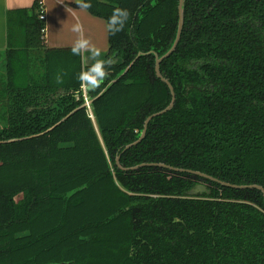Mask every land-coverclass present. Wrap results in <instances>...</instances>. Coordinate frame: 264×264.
Segmentation results:
<instances>
[{
    "label": "trees",
    "instance_id": "obj_1",
    "mask_svg": "<svg viewBox=\"0 0 264 264\" xmlns=\"http://www.w3.org/2000/svg\"><path fill=\"white\" fill-rule=\"evenodd\" d=\"M108 63L47 47L41 5L0 52V264H264V0H83ZM126 13L127 15H120ZM113 83L91 107L77 109ZM120 59V61H115ZM47 131V132H46ZM43 132V133H42ZM16 139L14 141H9ZM205 181L211 195L187 197ZM19 197V198H17Z\"/></svg>",
    "mask_w": 264,
    "mask_h": 264
},
{
    "label": "crops",
    "instance_id": "obj_2",
    "mask_svg": "<svg viewBox=\"0 0 264 264\" xmlns=\"http://www.w3.org/2000/svg\"><path fill=\"white\" fill-rule=\"evenodd\" d=\"M40 2L46 11L44 42L47 47H80L83 67L108 63L110 26L79 4L83 0H0V52L9 45L8 14L32 9ZM86 88L84 85L83 88Z\"/></svg>",
    "mask_w": 264,
    "mask_h": 264
},
{
    "label": "water",
    "instance_id": "obj_3",
    "mask_svg": "<svg viewBox=\"0 0 264 264\" xmlns=\"http://www.w3.org/2000/svg\"><path fill=\"white\" fill-rule=\"evenodd\" d=\"M184 2H185V0H179V5H178V10H179L178 30H177L176 38L174 40L173 45L162 56H159L157 53H155V55H156V65H155L156 74L158 75V77H160L164 82H166L168 84V86L170 88V91H171V94H172V97H173L172 98V101H171V103L165 109H163V110H161L159 112H156V113L150 115L146 119L144 128H143V130H142L139 138L136 141L128 144L125 147L124 150H127L130 147H132L134 145H137L139 142H141L142 139L146 135L147 128H148V124H149L150 120L153 117L157 116V115H160V114H163V113L167 112L175 104L176 93H175V90H174V86L171 84V82L166 77H164L162 75L161 70H160V67H161V63L163 62V60H165L166 58H168L176 50V48H177V46H178V44H179V42L181 40V36H182V33H183V29H184V23H185L184 22ZM142 54H143V52H139V54L137 55V57L135 58V60L133 62H131V64L117 78H115L114 80H112L109 83V85L106 88H104L97 96L89 97L87 100H85V102L79 108H76L75 110H73L72 112H70L68 115H66L64 118H62L59 122H57L55 125H53L52 127H50L47 131L52 130L55 126H57L60 123H62L63 121H65L77 109H80V108H83V107H90L92 105V103L94 102V100L96 98H98L99 96H101L113 83H115L118 79H120L128 71V69L133 65V63L139 58V56H141ZM14 140H16V139H11L9 141H14ZM0 143H2V142H0ZM120 157H121V155H118L117 156L116 162H117L118 167L121 168V169H123V170L137 169V168H139L141 166H145V165L160 166V167H165V168L173 169V170H176V171H182V172L186 171L188 173L196 174V175L201 176L202 178H205V179H209L211 181L218 182V183H220L221 185H224V186H229V187L239 188V189L258 188V189L262 190V192L264 194V187L262 185H259V184H241V185L233 184V183H230V182H227V181L220 180V179H218V178H216L214 176H211V175H209L207 173H204V172H201V171H196V170H191V169H184V168H178V167H174V166H171V165L162 163V162H160V163H142L140 165H136V166H133V167H124L121 164V162H120ZM212 192H213L212 189L207 184H205V183H197L191 189H189L186 192V195H187V197H192L193 198V197L202 196L204 194L211 195Z\"/></svg>",
    "mask_w": 264,
    "mask_h": 264
},
{
    "label": "built area",
    "instance_id": "obj_4",
    "mask_svg": "<svg viewBox=\"0 0 264 264\" xmlns=\"http://www.w3.org/2000/svg\"><path fill=\"white\" fill-rule=\"evenodd\" d=\"M40 18L42 19V20H46V11H45V8H44V6L41 4V10H40ZM46 29V28H45ZM45 29H43V31L45 32ZM84 98H85V100H87L88 98H89V96H88V94H87V90H86V88L84 87ZM91 107V106H90ZM90 107H88V108H90Z\"/></svg>",
    "mask_w": 264,
    "mask_h": 264
},
{
    "label": "clouds",
    "instance_id": "obj_5",
    "mask_svg": "<svg viewBox=\"0 0 264 264\" xmlns=\"http://www.w3.org/2000/svg\"><path fill=\"white\" fill-rule=\"evenodd\" d=\"M120 15H124V16H126L127 14H126V13H120Z\"/></svg>",
    "mask_w": 264,
    "mask_h": 264
},
{
    "label": "flooded vegetation",
    "instance_id": "obj_6",
    "mask_svg": "<svg viewBox=\"0 0 264 264\" xmlns=\"http://www.w3.org/2000/svg\"><path fill=\"white\" fill-rule=\"evenodd\" d=\"M199 183H205V184H207L205 181H201V182H199ZM208 185V184H207Z\"/></svg>",
    "mask_w": 264,
    "mask_h": 264
},
{
    "label": "rangeland",
    "instance_id": "obj_7",
    "mask_svg": "<svg viewBox=\"0 0 264 264\" xmlns=\"http://www.w3.org/2000/svg\"><path fill=\"white\" fill-rule=\"evenodd\" d=\"M115 61H120V59H116ZM85 93V92H84ZM17 198H19V197H17Z\"/></svg>",
    "mask_w": 264,
    "mask_h": 264
}]
</instances>
